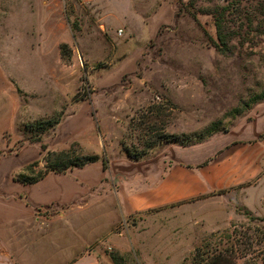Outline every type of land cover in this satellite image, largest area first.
<instances>
[{"label":"rangeland","instance_id":"obj_1","mask_svg":"<svg viewBox=\"0 0 264 264\" xmlns=\"http://www.w3.org/2000/svg\"><path fill=\"white\" fill-rule=\"evenodd\" d=\"M263 93L264 0H1L0 190L56 154L98 156L66 172L90 186L77 204L111 205L89 249L192 264L233 234L235 264H264V100L235 112ZM212 125L190 146L124 150Z\"/></svg>","mask_w":264,"mask_h":264},{"label":"crops","instance_id":"obj_2","mask_svg":"<svg viewBox=\"0 0 264 264\" xmlns=\"http://www.w3.org/2000/svg\"><path fill=\"white\" fill-rule=\"evenodd\" d=\"M84 182L69 173L50 172L34 184L14 176L8 191L0 190V263L114 264L88 248L112 229V211L110 204H77L90 191Z\"/></svg>","mask_w":264,"mask_h":264},{"label":"trees","instance_id":"obj_3","mask_svg":"<svg viewBox=\"0 0 264 264\" xmlns=\"http://www.w3.org/2000/svg\"><path fill=\"white\" fill-rule=\"evenodd\" d=\"M216 26L218 29L220 28V52L227 53L228 44L226 42L225 36H223L222 30V19L216 20ZM264 100V93L257 96L255 99L250 101L248 104H245L244 107L242 106V109H236L235 112H237L238 115L243 114V112L249 108L250 103L255 104L259 101ZM243 105V104H242ZM152 110V107L151 109ZM153 114V113H152ZM148 120L146 121V123ZM46 124L52 125V121H46L44 122ZM31 127V126H30ZM215 125H212L208 127L205 131L195 134L193 136H187V135H178V134H171L167 133L165 131V128H163L159 135L157 136H149L148 138L143 139L142 148L138 150L136 148L135 151L129 149L128 147H124V150L127 152L128 157L132 160H139L147 155V153L152 150L153 148H156L159 145H162L164 143H182L184 146H190L194 144V140L196 139V142H203L206 139H209L213 137L217 131L214 129ZM56 161L49 162L48 165V171L44 172L40 177L30 179L25 176L16 177V180L19 182H22L24 184H34L41 179H43L48 173L50 172H56V173H66L67 171L71 170L72 168H83L90 164H95L100 161V158L98 156H84V155H73L72 153L68 152H62L60 154H56ZM102 163L104 165V170H107L108 168V161L106 159L102 160ZM228 234V233H227ZM229 239V247L224 249L221 245V243H217L214 247L209 246H200L195 250V254L192 260V264H235L234 259L232 258V254H229V251H231L234 248V240L235 236L233 234L227 235ZM112 260L114 264H121L119 262V259L113 255Z\"/></svg>","mask_w":264,"mask_h":264},{"label":"built area","instance_id":"obj_4","mask_svg":"<svg viewBox=\"0 0 264 264\" xmlns=\"http://www.w3.org/2000/svg\"><path fill=\"white\" fill-rule=\"evenodd\" d=\"M122 32L120 31V34H121Z\"/></svg>","mask_w":264,"mask_h":264}]
</instances>
